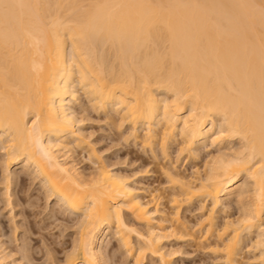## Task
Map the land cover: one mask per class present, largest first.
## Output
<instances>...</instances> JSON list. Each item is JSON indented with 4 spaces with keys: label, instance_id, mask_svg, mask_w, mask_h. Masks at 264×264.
Here are the masks:
<instances>
[{
    "label": "bare ground",
    "instance_id": "bare-ground-1",
    "mask_svg": "<svg viewBox=\"0 0 264 264\" xmlns=\"http://www.w3.org/2000/svg\"><path fill=\"white\" fill-rule=\"evenodd\" d=\"M79 89L152 160L173 152L193 163L217 147L189 177L156 162L173 217L151 208L160 195L143 200L99 160L88 174L67 160L86 141ZM0 150L6 194L23 163L78 215L72 246L51 264H109L110 234L132 264H172L168 235L199 237L220 264H264V0H0ZM234 199L237 214L216 220ZM193 207L200 217L187 225L181 213ZM7 256L0 247V264Z\"/></svg>",
    "mask_w": 264,
    "mask_h": 264
},
{
    "label": "rangeland",
    "instance_id": "rangeland-1",
    "mask_svg": "<svg viewBox=\"0 0 264 264\" xmlns=\"http://www.w3.org/2000/svg\"><path fill=\"white\" fill-rule=\"evenodd\" d=\"M78 95L79 98L75 104L73 103L72 108L79 119L76 127L79 132L81 131V134L84 133L86 141L85 144L81 143V146L71 145L69 148L72 149H65L67 160L71 161L70 163L74 162L75 167L85 174L94 172L99 160V163L113 171L129 177L130 181H128L131 185L141 190L139 193L143 200L149 199L151 194L160 195L155 205L154 202L151 203V208L159 209L165 217L168 216L167 218L173 217L171 215L173 210L171 211L172 208L168 203L172 186L162 172L160 165L164 158L160 156L161 154L157 152L156 160L158 158L159 160L153 159V161L150 153H144L139 142L133 141L132 136L130 137L126 130L127 128L119 127L116 118H106L103 114L92 111L80 89ZM236 143H231L232 147H235ZM216 148L200 147L198 149V157H200L197 162H193L194 165L196 166L195 163H197L196 167H200L202 170L201 166L209 155L216 154ZM174 154L173 152L171 154L173 159L175 158ZM2 159L0 150V247L3 254L5 252V255H8L6 261L9 264H51L61 260L76 237L78 215L66 210L55 198L48 199L41 183L34 177L30 169L23 167V163L11 168V184L6 194L1 166ZM173 159L175 164L168 159H165L164 162L167 165L172 162L171 164L175 165L177 171H181L182 175L189 177L192 174L191 172L195 168L192 161L187 162L181 158L176 162ZM144 169L148 171L146 172ZM235 201L234 199L229 203H224L227 204L225 209L227 211L224 213V210H218L220 212L216 213V220L221 221L226 213L236 215ZM195 208L181 213V219L186 221L187 225L195 224L200 217L199 210ZM122 213L130 226L140 231L144 230V226L133 221L127 211L123 210ZM170 221L171 219H168L166 225H170ZM182 239H177L172 235L161 239L164 250L169 253L170 259L168 260L172 264L221 263L219 258H216V254L209 252V247L204 246L206 242L199 241L202 240L199 237L195 240ZM103 245V253L106 254L109 264H132V257L118 246V242L112 234L104 239ZM22 250L28 253L26 254ZM142 260L141 264H158V261L149 255H146Z\"/></svg>",
    "mask_w": 264,
    "mask_h": 264
}]
</instances>
